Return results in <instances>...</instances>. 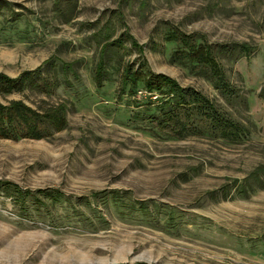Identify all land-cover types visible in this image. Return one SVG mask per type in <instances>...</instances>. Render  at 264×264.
<instances>
[{
	"label": "rangeland",
	"instance_id": "1",
	"mask_svg": "<svg viewBox=\"0 0 264 264\" xmlns=\"http://www.w3.org/2000/svg\"><path fill=\"white\" fill-rule=\"evenodd\" d=\"M176 33L226 83L175 57ZM126 67L198 96L186 131L159 123L172 95L125 86ZM38 68L50 94L0 100L63 102L67 124L0 138V264H264V173L245 179L264 165V0H0V73Z\"/></svg>",
	"mask_w": 264,
	"mask_h": 264
},
{
	"label": "trees",
	"instance_id": "2",
	"mask_svg": "<svg viewBox=\"0 0 264 264\" xmlns=\"http://www.w3.org/2000/svg\"><path fill=\"white\" fill-rule=\"evenodd\" d=\"M169 40H173L181 43L180 50L175 51V57L181 54L180 59L184 58L189 60L194 65H205L209 68L211 74L217 81H221L222 77L219 64L216 62L215 57L211 54V49L206 46L196 44L191 39L189 42L182 40L178 37V34H170ZM245 49V48H244ZM247 50V49H245ZM104 51V50H103ZM182 57V58H181ZM179 59V58H178ZM101 73H105L104 61L102 59L95 71L94 80L98 86L102 85ZM123 82L124 85L131 87L136 84L143 83L145 89L150 91L157 90L171 94V101L168 102L169 109L164 111V114L159 117V123H166L170 126V133L179 134L181 131H186L189 126L183 122V112L185 108L192 106L195 102H199L198 96H194L191 92L185 88L178 87L173 79L160 73H145L144 70H133L126 67L123 70ZM105 75V74H104ZM57 82H53L49 77L41 72V68L34 70L23 71L17 78H11L3 73H0V94H12L19 93L25 90L37 91L41 94H50ZM220 86V84H219ZM223 87V86H222ZM202 102V100H200ZM66 105L63 102H57L53 105H45L43 109H36L28 106L23 100H9L7 103H3L0 100V138L2 139H42L53 132H59L66 127L65 117ZM164 110V109H163ZM157 118L155 115L149 116ZM234 121H228L226 119V128L231 125L236 126ZM238 127V125L236 126ZM233 133L228 131V139H235L234 136H230ZM237 139V138H236ZM264 173V165L258 167L256 170L250 172L245 178L246 180L252 177H260V174ZM257 184L259 188L264 187V180L259 179ZM238 193L245 191V186L237 190Z\"/></svg>",
	"mask_w": 264,
	"mask_h": 264
}]
</instances>
